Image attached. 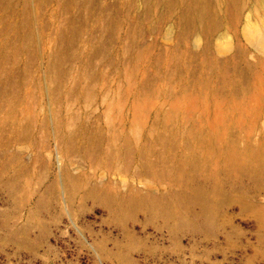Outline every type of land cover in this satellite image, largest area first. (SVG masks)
<instances>
[{"label":"rangeland","instance_id":"374dc122","mask_svg":"<svg viewBox=\"0 0 264 264\" xmlns=\"http://www.w3.org/2000/svg\"><path fill=\"white\" fill-rule=\"evenodd\" d=\"M263 19L264 0H0V264H264Z\"/></svg>","mask_w":264,"mask_h":264},{"label":"bare ground","instance_id":"6f19581e","mask_svg":"<svg viewBox=\"0 0 264 264\" xmlns=\"http://www.w3.org/2000/svg\"><path fill=\"white\" fill-rule=\"evenodd\" d=\"M3 1H6L7 3L11 2V0H3ZM199 1H201V3H203L204 5L207 4V0H199ZM246 36H247L248 41L252 45L257 47V49H259V51L263 55L264 54V19L259 21V22H256V23H249L247 25V29H246ZM6 48H10V47L9 46L0 45V65L4 61L6 63H7V60L8 61H12L11 58H7V57L5 58L3 56L4 55L3 52H6L5 51ZM11 48H12L11 52L14 55H18V54H20L22 52V48L20 46H11ZM221 50L223 51V53H227V52L230 51V46L229 45L224 46L223 48H221ZM13 54H11V55H13ZM64 60H65V57L63 56V53L57 54V61H56L57 69H59L60 63H62ZM12 77H13V75H8L7 76V80H8L9 84H11ZM248 77H246L247 80H248ZM252 84H253V87L255 88L256 96H259L260 92L262 91V88L264 87V73L261 74L260 76H258V78L256 80H254V82ZM223 91H224L223 88H219L218 89L219 95L225 94ZM229 94L231 96L229 102L234 107H240L241 105H243L242 101H240L241 91H240V89L238 87L233 88V90ZM225 105H230V104L228 103V104H225Z\"/></svg>","mask_w":264,"mask_h":264}]
</instances>
